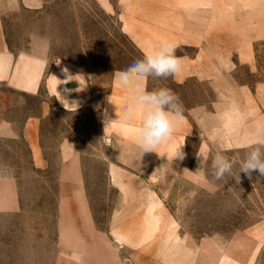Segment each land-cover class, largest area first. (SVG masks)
<instances>
[{
    "label": "crops",
    "instance_id": "crops-1",
    "mask_svg": "<svg viewBox=\"0 0 264 264\" xmlns=\"http://www.w3.org/2000/svg\"><path fill=\"white\" fill-rule=\"evenodd\" d=\"M55 1L0 0V143H22L34 167H50V152L58 156L59 264L221 263L205 258V249L213 251L214 243L183 239L175 228L149 227L145 194L149 181L158 179L153 174L157 167H174L178 174L202 184L205 177L203 168L198 170V154L208 155L211 148L248 149L264 137V80L242 81L237 74L244 68L251 77L261 73L264 0H95L103 13L116 18L142 56L164 41L175 43L182 71L171 76L172 83L191 93V99L203 98L197 89L211 94L208 101L186 108L173 139L156 149L159 154H143L136 135L120 127L119 117L132 93L119 85L114 73L111 90L103 99L101 126L110 147V183L120 190L125 204L133 198L135 210L116 212L111 217L113 226L107 229L97 228L89 210L77 142L62 134L60 118L57 129H51L54 120L48 99L57 110L74 115L89 103L91 91L83 71L62 59L53 61L46 34L33 32L27 47L18 52L8 34L7 19L25 13L36 19ZM149 86L150 77L136 88L150 91ZM140 122L141 116L133 121L136 127ZM197 132L202 142L192 168H187ZM179 149L183 159L175 157ZM20 209L15 179H1L0 213ZM169 218L166 213L151 217L156 221Z\"/></svg>",
    "mask_w": 264,
    "mask_h": 264
},
{
    "label": "rangeland",
    "instance_id": "rangeland-1",
    "mask_svg": "<svg viewBox=\"0 0 264 264\" xmlns=\"http://www.w3.org/2000/svg\"><path fill=\"white\" fill-rule=\"evenodd\" d=\"M33 16L25 13L7 19L13 49L18 52L26 48L33 32L46 34L52 43V60L62 59L76 65L90 88V101L78 115L57 110L52 99L47 102L54 120L51 129H57L56 119L60 118L62 134L67 133L78 144L89 210L97 228L107 229L113 226L111 217L116 212L135 207L133 198L131 204H125L120 190L110 183L107 162L110 147L101 126L103 99L111 90L114 73L143 56L122 33L116 18L103 13L95 0H56L40 17L33 19ZM259 64L261 73L257 78L251 77L245 68L237 73L239 78L251 82L264 80V56H260ZM171 79V76H150L149 90L170 89L179 97L183 114L187 113V107L208 101L207 96H211L194 87L203 98L191 99V93L177 87ZM29 100L35 102V98ZM201 142L197 132L187 168H192ZM251 149L211 148L208 163L203 167L202 184L178 174L174 167H157L153 174L159 180L149 181L145 194L148 226L178 229L183 239L197 244L214 243L216 249L214 246L213 251L205 249L204 255L213 262L220 261L218 264H264V176L257 171L251 177L240 173L239 184L233 179V175L239 176V162ZM217 153L237 162L233 173L221 180L214 177L211 167V158ZM48 160L50 167H34L22 143H0V180L15 179L21 207L17 213H0V264L60 263L57 234L61 167L56 152H50ZM159 213L170 218L151 219Z\"/></svg>",
    "mask_w": 264,
    "mask_h": 264
},
{
    "label": "clouds",
    "instance_id": "clouds-1",
    "mask_svg": "<svg viewBox=\"0 0 264 264\" xmlns=\"http://www.w3.org/2000/svg\"><path fill=\"white\" fill-rule=\"evenodd\" d=\"M176 44L169 41L162 42L142 59L134 60L126 69L115 73L119 85L127 89L132 95L129 104L120 120V127L125 132H132L137 137V145L144 153L156 152L159 145L173 139L176 128L182 123L183 108L170 89L159 88L152 91H137L136 86L150 76H175L182 71V60L176 56ZM67 73V69H65ZM70 75L68 76L69 79ZM137 116H141L139 127L133 123ZM252 149L239 162V176L233 175L236 183L240 182V173L251 177L253 172L264 176V137H258ZM175 157L183 159L181 149ZM198 170L205 167L209 156L198 154ZM236 161L217 153L211 158L213 175L217 180L233 173Z\"/></svg>",
    "mask_w": 264,
    "mask_h": 264
}]
</instances>
